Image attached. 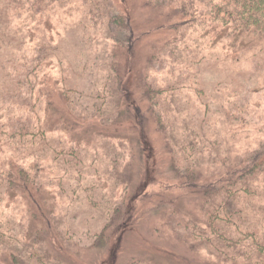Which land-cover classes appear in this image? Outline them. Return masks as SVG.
Instances as JSON below:
<instances>
[{"label": "rangeland", "instance_id": "374dc122", "mask_svg": "<svg viewBox=\"0 0 264 264\" xmlns=\"http://www.w3.org/2000/svg\"><path fill=\"white\" fill-rule=\"evenodd\" d=\"M172 1L0 0L1 158L10 156L3 132L11 131L10 117L22 115L24 106L27 78H13L15 71L26 74L27 46H34L35 37L52 47L49 63H40L47 54L41 50L34 71L44 95L35 97L37 116L27 121L35 123L33 137H22L17 147L25 164L37 157L41 165L43 214L31 211L22 194L0 188V264H47L29 255L34 247L54 264H250L254 259L250 247L264 243V166L240 180L230 171L245 156L264 151V40L255 38L261 43L238 54L241 62L234 66L232 51L226 57L229 49L254 39L225 41L231 30L199 20L176 30L170 27L179 21L175 9L186 0ZM193 1L199 7L216 0ZM34 6L37 13L26 19ZM122 13L134 29L129 50L122 49L121 58L125 62L127 52L132 64L124 75L113 69L111 36L122 41L127 31L112 22L108 27L109 17ZM33 25L39 34L30 42L26 27ZM158 50L161 58L153 61ZM192 54L197 64L188 75ZM41 69L52 77L42 76ZM53 74L64 89L56 87ZM145 77L163 89L150 98L155 114L147 99L127 97L126 88L133 92ZM58 89L67 90L75 116L66 113ZM25 99L34 102L33 96ZM18 118L16 132L25 121ZM187 167L198 168L192 175L198 183L214 182L225 172L237 181L227 191L208 192L216 204L213 221L203 209L207 194L174 186ZM163 187L171 190L164 196L158 193ZM138 191L145 199L137 195L131 201L129 218L123 195ZM220 200L226 204L217 208ZM120 212L126 225H111ZM245 232L254 238L232 242ZM29 238L36 246L28 245Z\"/></svg>", "mask_w": 264, "mask_h": 264}, {"label": "trees", "instance_id": "16d2710c", "mask_svg": "<svg viewBox=\"0 0 264 264\" xmlns=\"http://www.w3.org/2000/svg\"><path fill=\"white\" fill-rule=\"evenodd\" d=\"M15 1V0H13ZM96 1V0H93ZM167 3L173 2L172 0H164ZM52 2V0H51ZM174 8V7H173ZM172 8V9H173ZM35 6L30 8L27 13V15H25L26 19H29L28 17H34V15L37 13V11H35ZM176 13L178 14V19L179 21L176 23L174 22V24H172L170 27H175L176 30H180L183 26L184 27H188V25L191 23H193L195 20H199L201 21V23L205 24V23H214L215 25H218L220 27H223L227 30H231L228 34H225L226 36V40L225 41H230L231 36H234L235 38L237 36L240 37H245L248 38V36L250 38H253L254 40H252L251 42H249V40H247V44H239L236 43L235 46H233L231 49H229L228 53H227V60H229V53L232 51L231 54V60H232V64L234 62H241L240 58H237L236 56L238 54H240L243 51H247V52H252L254 50V46L258 43H261V41L256 40L255 38L258 39H262L264 40V0H216L214 1V3L212 4H204L202 6H197L195 4V1L193 0H186L184 1L181 6L179 5L178 7H176ZM180 11V12H178ZM111 14V13H110ZM123 14V13H122ZM173 14V13H172ZM114 17V19H113ZM173 17V15H172ZM173 20V19H171ZM216 20V21H213ZM176 21V20H174ZM111 22L114 24H117L119 26L118 30H126L127 33H123L125 35L124 39L122 41H118V39L116 40V34L113 32V35L111 37L114 38V43L112 44V50L113 53L115 55V61H114V65H113V69H115L116 71L122 72V74H127L129 72V68L131 67V61H129V56L126 52L125 54V62L124 59L121 58L123 51L122 49H126L129 50L127 48H129V41L131 40V35L134 32L133 29V23H131L130 20H128V18L125 20V15H120L117 14L116 16H110L109 17V21H108V27L109 25H111ZM225 24V25H224ZM28 30L27 32L30 33V42H32L33 40V36H34V25L33 26H29L26 27ZM111 31V28H109ZM155 29V28H154ZM172 29V28H170ZM146 31H142L140 33V35H143ZM234 32V34H233ZM147 33V32H146ZM230 33H232L230 35ZM39 34V31H36L35 36H37ZM150 34V33H149ZM148 34V35H149ZM140 35L135 37L134 41H139L140 39ZM224 36V35H223ZM234 42H236L235 39H233ZM224 42V41H223ZM34 47V48H33ZM27 46V56L25 57V69L24 72H26V74H22V72H19V70L15 71L14 77L13 78H22L25 77L27 80L25 79L26 83L24 85V91H23V104L24 106H22L23 111H22V115H15V116H11L10 119L13 121L12 125H10L11 131L10 132H3V133H7L8 137V144L7 147H9V152H10V156L9 158H1L0 160H4L6 162H9L7 164H0V188L4 187L6 191H11L22 194L25 197L27 206H29L30 210L35 212V214L38 216V214H43V209H42V200L41 197H39V194L42 191V187H41V183H39V175L41 173V165L38 163V159L37 157H35V161L32 163H24L22 161V153H19L17 151V149L19 147H21V138L23 137L22 141H25V137H33V129H35V123L34 124H30L27 123V121H30V118L33 116H35L36 111H35V97L38 98V100L40 99V97L42 95H44V91H43V87H41L39 85V80L38 78L35 77V72L34 71H38V67L36 63L39 59V54L40 51L42 50L43 52L47 50V54L45 56L41 57V64H45L47 65L49 63V61L51 60V54L49 51L52 50V47L47 44L42 37L40 36L38 38V42L36 43V37H35V42H34V46ZM236 47H242L244 49H239ZM50 49V50H49ZM30 53V55H29ZM157 55H154V60L156 61L158 60V55H160V51L158 50L156 52ZM194 56V54H192V57ZM222 56V54H221ZM256 53H251L250 54V61L249 63H252V60H255ZM220 57V56H219ZM161 58V57H159ZM163 58V57H162ZM188 57H185L184 59L187 60ZM258 59V57H257ZM215 60L217 61V59H213L211 62H215ZM264 61V58L262 59ZM220 61V59H219ZM218 61V62H219ZM149 64V63H148ZM188 64L190 65L189 68H193V70L189 69L190 73L188 72L187 74H195V66L197 64V60L193 58H189L188 59ZM234 65V64H233ZM252 65V64H251ZM208 66H213V63H211ZM235 66V65H234ZM253 66V65H252ZM149 67L151 68V65L149 64ZM117 68V69H116ZM32 77L29 79V77L31 76V74H33ZM42 72V76L45 75L46 78H51L52 75L49 73L45 72V69H41ZM149 72V71H148ZM37 75V74H36ZM185 75V69H182V73L180 76V79L183 80L182 77H184ZM56 82L58 85H56V87H60L61 89H64V87H62L61 84H59V79L56 78V76L53 74ZM180 79H177V81H180ZM143 83H135L132 87L133 92L130 91L127 87V97L128 95L134 94L136 98L139 99H147L148 103H149V112L151 114H155V110L151 109L152 105H151V100L152 96H156L159 93H161L163 91L162 88L159 87H153L152 83L149 82L147 80V77L142 78ZM198 82V81H197ZM170 85L172 86L171 90H175V83L171 80L169 81ZM38 85L40 86L39 88ZM60 93L62 94L63 97V101L62 104L65 103V105L67 106V112L66 113H70L72 115H74V108L72 107V105H70V101L67 97V90H60ZM172 92V91H171ZM37 95V96H36ZM34 97V102L31 104L29 101H27L28 97ZM47 97H50L47 93H46ZM53 102V101H51ZM50 102V103H51ZM29 104L27 106V104ZM54 104V103H53ZM256 110H259V105H257V108H255ZM54 110L59 111L57 108H55L54 106ZM35 111V112H34ZM132 112V111H131ZM20 116H25V121L23 122L24 124H22V127L20 128V132H16L13 125H15L16 121L15 119L20 117ZM37 116V114H36ZM75 116V115H74ZM19 120V118H18ZM20 121V120H19ZM19 121L17 123V125L19 124ZM3 125V124H2ZM157 127L160 129V125L158 124V122H156ZM15 127H17L15 125ZM9 128V129H10ZM8 129V130H9ZM23 130V131H22ZM23 133V134H22ZM163 134H165V139L168 142V136L166 133V130L163 128ZM26 137V139H27ZM168 144V143H167ZM18 147V148H17ZM104 147V146H103ZM175 154V151H173V156ZM173 161H175L173 163V165H175V163L177 162L176 159H174ZM240 163H238L234 169V171H230V173L232 172H236L238 174V180H240L241 178H244L246 176H248L250 174V172L252 171H256V169H262L264 166V151H262L260 154H256L253 156H245L243 159H241L239 161ZM182 166H184V162H182ZM185 168V166H184ZM198 169L197 167H187V173L183 174V176H176L175 177V185L177 190L180 192H182V190L186 189V188H191L192 191H198V192H203L207 195H205V199H204V213L207 216V220L208 221H213V217H214V213L212 212V209L214 208V206H216V204H214L215 201H213L209 195V191H211L212 189L214 190H218V191H227L230 187L235 186V182H233L230 179V175H228L226 172L220 176L218 178V180L214 181V182H208V183H198L197 180L194 179V171ZM155 179V178H154ZM154 179L151 180L154 182ZM223 181L226 182V184H221L223 183ZM150 182V181H149ZM98 184V183H97ZM106 188H109L107 185L105 186ZM213 187V188H212ZM110 190V189H109ZM170 190V189H168ZM167 187H163L162 189L159 190V194L166 195L167 193ZM176 190V191H177ZM171 191V190H170ZM141 191H138L137 193H133L131 196H124L123 195V202L128 200L127 203V214H129V218H131L133 212L130 211V213H128L129 211V207L131 204H135L134 202H131L133 199H136L137 195H140ZM1 194H0V199H1ZM128 197V198H126ZM145 195L141 194L140 195V199H145L144 198ZM211 201V202H210ZM126 203V202H125ZM226 203L223 201H219L217 204V208H222V206H224ZM124 205H122L123 207ZM117 210V209H116ZM115 210V211H116ZM118 212V211H117ZM125 214V213H124ZM121 215V212L119 214H116L113 216L112 218V223H110L111 225H126L125 223H120L121 221L119 220V217ZM35 216V215H34ZM36 216V217H37ZM49 217V216H48ZM128 218V219H129ZM52 217L50 216L49 219H46V223L51 224ZM224 221H230V219L228 217L223 219ZM81 223L83 225H85V223H83L82 220H80ZM94 219L92 220V222L94 223ZM100 220L98 219L95 223L96 225L100 224ZM93 223H89V225H92ZM68 225V224H66ZM212 234H216L215 232L212 231ZM224 233L218 232L217 236L218 238H222V239H226V235H223ZM54 235V234H53ZM216 236V237H217ZM253 236L254 238V233L253 232H245L243 233L240 237H238L237 239L232 240V242L241 240V239H247L250 240V238ZM28 242V241H27ZM32 238H29V242L28 245L31 246L34 245ZM50 243V242H49ZM42 247H43V243H42ZM35 249H31L29 255L33 258H38V260L40 259H44L47 264H54L53 261L48 260V258H45V255L43 253V251H41L38 247H34ZM57 248V246H56ZM30 249V248H29ZM53 250H56L55 248ZM249 252H252L251 255L254 256V259H252L250 264H264V243L262 242L260 244L257 243L256 246H252L249 249ZM12 256V258H15L14 253L10 254ZM53 255V254H52ZM15 260V259H14Z\"/></svg>", "mask_w": 264, "mask_h": 264}]
</instances>
